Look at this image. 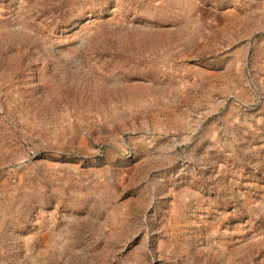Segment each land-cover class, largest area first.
<instances>
[{
    "label": "rangeland",
    "instance_id": "1",
    "mask_svg": "<svg viewBox=\"0 0 264 264\" xmlns=\"http://www.w3.org/2000/svg\"><path fill=\"white\" fill-rule=\"evenodd\" d=\"M0 264H264V0H0Z\"/></svg>",
    "mask_w": 264,
    "mask_h": 264
}]
</instances>
